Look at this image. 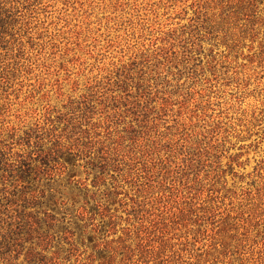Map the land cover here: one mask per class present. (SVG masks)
<instances>
[{"label":"rangeland","instance_id":"1","mask_svg":"<svg viewBox=\"0 0 264 264\" xmlns=\"http://www.w3.org/2000/svg\"><path fill=\"white\" fill-rule=\"evenodd\" d=\"M52 149L55 225L32 230L13 164ZM106 245L264 264V0H0V264Z\"/></svg>","mask_w":264,"mask_h":264},{"label":"trees","instance_id":"2","mask_svg":"<svg viewBox=\"0 0 264 264\" xmlns=\"http://www.w3.org/2000/svg\"><path fill=\"white\" fill-rule=\"evenodd\" d=\"M61 152L62 151L60 149H52L47 152H43L40 156L41 159L39 163H37V160L27 161L24 159H19L13 164L15 172L14 176L22 183L25 191L33 192L30 199L27 200V203L38 206V208H40L39 213L44 215V218L38 217V214L35 217H32V220L29 222V229H39L44 223L47 225L48 230H50L52 226L55 225V216L52 212L56 207V194L53 192L52 188L46 187L47 185H45L42 189L36 190L34 183L40 181L41 178H45L43 175H48L45 169L46 166L53 160L57 161V158L61 157ZM105 248L111 249L109 250L110 255L108 258L104 257V261L100 264H112L116 251H112L113 248H110L108 245H106ZM55 254L56 256L50 258V264H58L57 261H55L58 259L57 252H55Z\"/></svg>","mask_w":264,"mask_h":264}]
</instances>
